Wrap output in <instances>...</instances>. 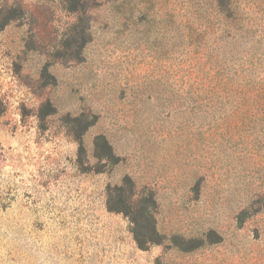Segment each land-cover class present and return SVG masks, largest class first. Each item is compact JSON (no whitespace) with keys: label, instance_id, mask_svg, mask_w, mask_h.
<instances>
[{"label":"rangeland","instance_id":"1","mask_svg":"<svg viewBox=\"0 0 264 264\" xmlns=\"http://www.w3.org/2000/svg\"><path fill=\"white\" fill-rule=\"evenodd\" d=\"M5 1L0 264H264V0Z\"/></svg>","mask_w":264,"mask_h":264},{"label":"trees","instance_id":"2","mask_svg":"<svg viewBox=\"0 0 264 264\" xmlns=\"http://www.w3.org/2000/svg\"><path fill=\"white\" fill-rule=\"evenodd\" d=\"M70 1V11H77L78 14L84 13L83 4L81 0H68ZM222 3H228V6L233 4L235 0H219ZM5 0H2L0 6L5 8L8 4ZM13 4H16L12 1L8 6L11 7ZM228 18L230 14L226 15ZM8 20H13L14 15H9ZM81 16L78 17V22H80ZM77 27V26H76ZM87 28H85L87 32ZM79 33V32H78ZM190 37V35H188ZM191 38V37H190ZM80 51H77L75 58L78 57ZM244 80V79H243ZM261 92H264V88L261 89ZM264 95V93L262 94ZM108 147V145H107ZM107 155H111L110 149L107 152ZM125 180V179H124ZM126 186V187H122ZM118 187H114L113 190L115 197L113 198V193L110 189L108 192V208L114 211H121L129 216L130 221L133 224L132 232L134 234V239L136 240L139 247H146L150 243H160L161 236L158 233L155 225V220L153 217V211L155 207V200L153 193L151 191L145 192L142 190L140 194H136L133 188V184L129 179H126V182ZM114 200V201H113ZM113 201V202H111Z\"/></svg>","mask_w":264,"mask_h":264}]
</instances>
